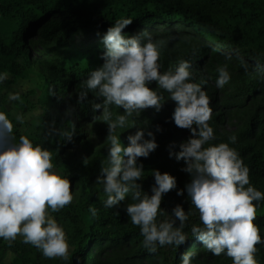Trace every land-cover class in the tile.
Masks as SVG:
<instances>
[{
	"label": "trees",
	"instance_id": "trees-1",
	"mask_svg": "<svg viewBox=\"0 0 264 264\" xmlns=\"http://www.w3.org/2000/svg\"><path fill=\"white\" fill-rule=\"evenodd\" d=\"M122 18L132 20L124 33H151L159 47L161 72L175 71L181 59L189 61L192 82L201 84L210 99L208 123L215 137L210 143H229L249 169L250 184L264 192V0H0V73L14 79L22 77L28 73L25 57L30 46L39 43L67 49L76 34H104ZM159 27L164 31L159 32ZM174 27L177 30L172 31ZM90 51L89 55L63 58L47 66L45 109L33 137L26 136L34 145L52 151L55 168L70 181L72 202L57 212L49 211L62 226L71 252L67 258H47L24 240L5 242L0 238V264H4L8 252L13 255L10 264H180L181 254L188 251L196 253L192 264H233L230 257L224 253L214 255L192 236V226L203 225L186 191L181 196L175 189L165 194L160 205L165 215L157 216L158 221L167 219L177 204L191 213L183 229L188 240L178 248L157 245L153 252L144 247L139 227L124 211L127 204L135 203L131 192L120 205L103 207L107 196L96 179L102 175L101 167L107 166L109 142L93 149L74 122L88 121L95 115L89 97L77 102L78 93L85 90L83 81L103 64L104 47L95 45ZM175 55L176 59L171 60ZM21 60L25 62L21 64ZM221 67H235L233 79L228 81L236 83L231 95L224 92L227 83L222 88L216 86L217 69ZM10 83H0V109L6 105L4 90ZM218 93L227 96L224 102L213 101ZM229 105L248 113L235 143L221 131ZM73 125L75 133L68 141L62 133L72 131ZM152 126L158 149L169 150L173 145L172 151L179 150L180 143L190 136L187 129L173 127L169 121L157 119ZM117 135L127 146L131 134ZM21 136L16 129L9 134L0 125V148L18 143ZM76 145L81 146L86 158L70 164L64 153ZM138 163L144 170V179L138 183L149 195L154 184L153 169L174 176L178 189L183 190L191 182V176L182 171L184 161L174 156L149 155L138 158ZM253 203L257 206L253 223L261 237V243L255 245V259L257 264H264V200ZM89 207L97 209L96 216Z\"/></svg>",
	"mask_w": 264,
	"mask_h": 264
},
{
	"label": "clouds",
	"instance_id": "clouds-1",
	"mask_svg": "<svg viewBox=\"0 0 264 264\" xmlns=\"http://www.w3.org/2000/svg\"><path fill=\"white\" fill-rule=\"evenodd\" d=\"M131 23V19L122 18L107 28L101 37L103 64L90 71L83 81L85 90L78 93V103L86 100L89 92L102 98L99 103L91 102L92 108L95 112L102 110L108 125L107 166L101 167L102 175L96 179L107 196L103 207L120 205L131 192L135 203L127 204L124 211L132 224L139 227L144 247L153 252L157 245L178 248L188 240L183 229L191 213L177 204L167 219L158 221L157 216L165 215L160 207L165 194L175 189L176 195L181 196L186 191L203 225H193L192 236L214 255L224 253L230 257L233 264H257L255 245L261 243V237L253 223L257 207L253 202L264 200V192L250 184L249 169L229 143H210L215 139L214 129L208 123L212 112L210 99L201 84L191 82L189 61L181 59L175 71L161 72L158 44L148 32L124 33ZM217 71L216 86L222 88L230 74L226 67ZM7 79V73H0V83ZM152 82L167 91L169 99L175 102L171 114L174 124L190 133L180 143L178 152H173L170 145L168 155L184 161L182 171L191 176V182L183 190L178 189L174 176L153 169L154 184L149 195L138 183L144 179L138 158H147L158 147L153 132H147L146 139L145 132L137 130L127 137V146L114 132L126 125L134 127L135 122L129 124L128 120L133 113L148 108L160 111L165 100L150 87ZM9 100H20V94L9 93ZM109 105L122 108L124 114L112 120ZM16 119L22 121L20 116ZM0 125L11 134L13 125L4 112H0ZM157 131H161L159 126ZM74 133L73 125L72 131L62 135L71 141ZM229 141L235 143L236 137H229ZM52 158V151L41 144L34 145L26 136L0 148V238L12 241L20 235L47 258H67L66 234L49 210L59 211L72 202L73 195L68 177L57 171ZM89 212L96 216L97 209L89 207ZM195 256L192 251L181 254L180 264H192Z\"/></svg>",
	"mask_w": 264,
	"mask_h": 264
},
{
	"label": "rangeland",
	"instance_id": "rangeland-1",
	"mask_svg": "<svg viewBox=\"0 0 264 264\" xmlns=\"http://www.w3.org/2000/svg\"><path fill=\"white\" fill-rule=\"evenodd\" d=\"M174 30L177 29L174 27L172 31ZM158 31L163 32L164 29L162 27H159ZM102 36L103 34H76L73 37L72 46L67 49L55 47L53 45L45 46L39 43L34 44V46H30L29 55L27 56V58L25 57V60H28L29 62V64H26L28 73L22 77L15 79L7 73V80L11 81V83L7 84L4 90V94L7 98L6 105L0 109V112L6 113L14 129H16L21 135L33 137L36 129L40 125L41 115L45 109L46 102L45 91L46 81L48 79L47 66L54 65L63 58H77L81 55H89L91 52L90 50L93 46H103V44L101 43ZM171 46L172 48H175L174 45ZM175 59L176 55L171 58V60ZM25 60H21V64H23ZM226 70L230 74V79H233L235 67L228 68ZM235 86V81L228 82L226 88L224 89V92H226L227 95H231L235 90ZM150 87L155 89L158 94L163 96L165 100L160 111L157 112L153 108H148L141 110L139 113H133V115L129 117L128 120L129 124L135 122V126L132 128H128V126L126 125L124 128H117L114 132L115 135L119 133L134 134L137 130L142 129L145 132V135L147 132L151 131L155 136L152 123L157 119H161L167 122L169 121L171 122L173 127H176L171 119V114L175 107V102L170 100L169 93L164 89L159 88V86L155 82H152ZM9 93H19L20 100H9ZM220 96V93L215 95L213 101L217 99L221 103L224 102L227 98V96ZM88 97L90 101L94 103H99L102 99L96 98L94 92H89ZM108 107L109 111L112 113V120H115L118 115L124 114L122 108H118L115 105H109ZM232 107H234V105H229L227 107V109L229 110L224 112L225 114H223V116L225 117V120L223 123V127L221 128V131H223L228 139L231 136H235L237 132L242 130L244 123H246L248 119V113ZM253 110L254 109H251L250 111ZM17 116L22 117V121H18L16 119ZM74 122L76 123L79 132L84 134V139L90 143L93 149L99 148L107 141L106 137L108 135V125L103 120L102 110H97L91 120L84 121L83 119H76ZM168 151V149L162 150L156 148L153 152H151L150 155L151 157H153L157 155L168 154ZM173 151L178 152L179 150ZM64 157L70 164H73L82 158H86V154L80 145H76L71 146L68 150H66V152L64 153ZM57 171L62 175L61 170L57 169ZM21 240H23V237L20 235H18L15 239V241ZM4 241L7 242L8 240ZM70 252L71 249L68 244V255L70 254ZM12 259L13 255L9 252L6 253L4 264H10Z\"/></svg>",
	"mask_w": 264,
	"mask_h": 264
}]
</instances>
